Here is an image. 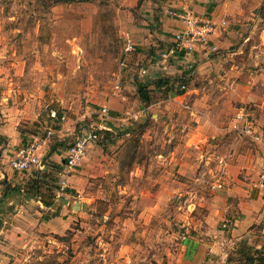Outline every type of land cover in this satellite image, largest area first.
Wrapping results in <instances>:
<instances>
[{"label": "rangeland", "instance_id": "1", "mask_svg": "<svg viewBox=\"0 0 264 264\" xmlns=\"http://www.w3.org/2000/svg\"><path fill=\"white\" fill-rule=\"evenodd\" d=\"M191 1L202 3L0 0V117L18 118L29 139H45L44 167L14 171L22 189L0 202V264H250L248 254L264 257V211L235 232L228 217L237 214L239 188L264 162V0H228L225 13L205 7L226 23L212 37H219L215 51L205 48L198 61L193 54L183 92L176 61L159 76L136 73L168 47L149 37L170 35L161 29L168 18L161 5L193 9ZM127 37L136 44L131 55ZM50 109L65 118L51 120ZM255 125L261 140L252 137ZM92 128L104 136L65 170L66 148ZM36 176L54 204L26 196ZM62 180L65 190L55 195Z\"/></svg>", "mask_w": 264, "mask_h": 264}, {"label": "built area", "instance_id": "2", "mask_svg": "<svg viewBox=\"0 0 264 264\" xmlns=\"http://www.w3.org/2000/svg\"><path fill=\"white\" fill-rule=\"evenodd\" d=\"M167 14L180 22V26L173 34V40L170 45L158 53L154 58H151L146 64L140 65L136 73L143 77L149 72L152 76H159L163 73H168L171 70V65L176 61V65L181 66L177 68L178 75L185 74V70L188 72L193 69V54L201 48H211L215 51L216 45H212L213 36H216L221 27L225 25V19L217 20L206 14H199L192 10L183 9L178 10L174 8H167ZM136 49L135 42L127 37L124 42V51L129 54ZM126 66V64L124 65ZM135 76V75H134ZM181 89L186 88V84L180 85ZM106 108L102 109V114H106ZM240 118L242 114L238 115ZM49 118L57 120L64 119L65 116H60L56 109H50ZM94 129V128H93ZM93 129L84 131L77 135L73 142L66 148L62 164L65 170H72L77 167L86 154L87 147L93 143L96 134ZM248 134H251L247 129ZM27 142L19 146L8 159V165L13 171L23 172L30 170L34 167L42 169L44 167L42 157V147L45 144V139H41L32 136ZM256 140H261L258 135H252ZM57 189L58 195L63 192L66 187L65 180L58 183ZM250 187L254 190H258L264 194V162L261 168L257 172L256 177L251 182ZM206 264H213L208 262Z\"/></svg>", "mask_w": 264, "mask_h": 264}, {"label": "crops", "instance_id": "3", "mask_svg": "<svg viewBox=\"0 0 264 264\" xmlns=\"http://www.w3.org/2000/svg\"><path fill=\"white\" fill-rule=\"evenodd\" d=\"M156 1H158V0H156ZM200 1L202 3H197V2L194 3L191 1L192 4L189 6L193 9L187 8L186 6L180 7V8L179 7L175 8V6H169V5H164V4H162L161 7L164 8L165 13H167L166 12L167 8L172 7L174 9H178V10L188 9V10H192L194 12H197L199 14H204L203 11H204L206 6L208 8H210L212 5V7H211L212 11L210 13H213L216 11L221 12V9H224V8H225L224 13H225V12H227L226 10H228L232 6L231 1L229 2L228 0H200ZM163 19H165V20L162 24L161 29L164 32H166V31L169 32L170 35L167 36L166 34H164L162 32H160V33L153 32V34H149V37H151L150 41L152 38L154 39L155 44L156 43L159 44L160 42L161 43L165 42V45H166V42H167V44H168L167 46H169L173 40L174 32L180 26V22L177 19H175L169 15H168V18L164 17ZM218 35H220V34H218ZM136 38H137V36H136ZM218 39H219V37L215 38L214 39L215 42H212V44H216V40H218ZM140 42H142V41H140ZM140 42H138V45L141 44ZM136 43H137V41H136ZM197 50L198 51H196L197 53L195 54V61L197 60V58H199V56L202 55V53L206 56V54H208V52H209L208 50H210V49L205 50V48L199 47ZM133 52L129 53V55H131ZM142 65H144V64H142ZM178 74H179L178 72L174 73V75H178ZM9 95H11V94H9ZM240 114H242V113H240ZM18 120H19L18 118L14 119L12 117L6 116V114H5V117H0V187H3L5 184H9V183H11V185L13 186L10 188V190L6 189V190L2 191V193L0 194V196H1L0 202H2L8 194H12L14 192L19 193V191H21L20 189H22V188H19L17 186V184H18L17 179L18 178H16L17 176L13 177L14 171L8 165V159L13 154V152L19 146L24 144L27 139L29 140V138H30V137L27 138V135H24L25 132L20 130L17 127ZM253 128L254 129H252V130H253L254 134H256L258 132V131H256V130H258L256 128V125ZM249 131L251 132V130H249ZM256 135L259 136V134H256ZM30 136L32 137V135H30ZM260 139H261V137H260ZM261 145H262V148L264 150V144L261 143ZM246 188L244 190L242 188H239L240 190H242L241 191L242 193H240L241 196H240L239 202L237 199V202H236L237 207L234 206V208L236 209L235 213H237V214L228 215L229 218L233 219V221L231 220L232 225H233L231 232H235L238 230V228H242V227L246 226V224H248L251 221V219L253 218V217L251 218V216L261 215V212L264 211V194L258 190L252 189L250 186L246 187ZM23 190H24V188H23ZM27 191L28 190L26 189V196L34 198V199L36 198V200L39 199L38 197H34V196L32 197V192L29 191L30 194H28ZM227 194L229 196H233L231 189H229L227 191ZM226 198H228V197H226ZM38 201H40V200H38ZM40 203H42V202L40 201ZM255 210H257V213H255ZM238 213H240V214H238ZM248 220H250V221L248 223H246ZM236 227H238V228H236ZM212 248L216 249L217 247H216V245H213Z\"/></svg>", "mask_w": 264, "mask_h": 264}, {"label": "trees", "instance_id": "4", "mask_svg": "<svg viewBox=\"0 0 264 264\" xmlns=\"http://www.w3.org/2000/svg\"><path fill=\"white\" fill-rule=\"evenodd\" d=\"M72 1H75V0H52L53 3L72 2ZM78 1H89V0H78ZM173 77H178L177 81L179 82V92H183L184 90L180 88V85L181 84H186V80H185L184 74H182V75H173ZM158 81L162 82V79L158 78ZM138 93H139V97H140L141 101H143V102H145L147 104L150 103L151 98H150V95H149V91L146 88V84H141V85L138 86ZM51 120H54V119H51ZM57 120H60V119H57ZM93 132L96 134V138H95L94 142H96L97 140H99L100 138H102L104 136L103 129L94 128ZM106 132H107V130H105V133ZM51 165L58 166L59 163H56V164L52 163ZM60 169H61V167L59 165L58 168H57V172H59ZM38 178H40V179H38ZM41 178H42L41 176H36L35 178H32V180L26 182V186L25 187L27 188L28 191L32 192V196L38 197L40 199V201L44 205L50 206L51 204H54V203L52 201L47 200L44 197V195H42V191L41 190H42V186H43V181H42ZM58 187H59V185L57 186V189H58ZM57 209H58V207H57ZM57 215H58V212H56V211L54 213H52V216H57ZM247 257L249 259L248 262L250 264H264V257H258L257 255H252V254L251 255L248 254Z\"/></svg>", "mask_w": 264, "mask_h": 264}]
</instances>
